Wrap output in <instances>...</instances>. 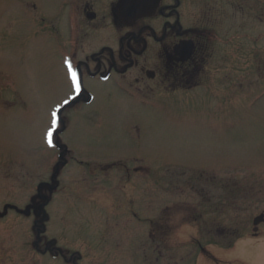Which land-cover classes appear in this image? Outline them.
Returning a JSON list of instances; mask_svg holds the SVG:
<instances>
[{
  "label": "rangeland",
  "instance_id": "374dc122",
  "mask_svg": "<svg viewBox=\"0 0 264 264\" xmlns=\"http://www.w3.org/2000/svg\"><path fill=\"white\" fill-rule=\"evenodd\" d=\"M57 1L0 0V211L8 204L24 209L38 185L51 181L55 165L62 164L58 154L63 151L46 140L51 112L59 107L67 128L60 126L58 141L74 159L60 172L61 190L51 196L45 236L82 256L72 262L264 264V223L257 229L252 224L264 214V23L258 18L264 15V0H197L204 15L214 7L219 17L214 62L205 69L206 87L195 89L202 86L200 81L190 91L163 100L112 94L110 84L99 85L83 73L81 78L77 63L71 62L74 46L67 19L55 20ZM223 1H230L225 9ZM81 22L76 21L85 34ZM232 27L233 42L227 40ZM105 34L81 39V44L76 38V60L84 61L98 49ZM66 61L79 75V93L71 87ZM85 92L91 93L92 105L75 99L85 98ZM66 99L73 104H64ZM123 162L140 173L130 170L127 178ZM89 164L111 169L94 173ZM220 180L222 186L235 184L228 189L232 191L224 190L230 197L219 191ZM192 183L208 198L229 202L234 207H224L229 218L215 212L204 219L208 211L202 209L197 224L194 214L181 213L195 203L197 194L188 187ZM86 187H104L110 193L137 188V202L129 203L139 210L138 220L116 215L111 205L120 207V202L100 203L76 193ZM33 222V217L14 212L0 219V264H63L32 250ZM219 223L226 237L216 247L203 244L208 253L201 254L193 243L201 235L198 229H215ZM234 224L245 232L229 249L224 246Z\"/></svg>",
  "mask_w": 264,
  "mask_h": 264
},
{
  "label": "flooded vegetation",
  "instance_id": "af4514ba",
  "mask_svg": "<svg viewBox=\"0 0 264 264\" xmlns=\"http://www.w3.org/2000/svg\"><path fill=\"white\" fill-rule=\"evenodd\" d=\"M57 3L59 8L55 20L57 23L63 18L67 19L65 24L70 28V42L74 46L71 62L77 63L81 78L86 76L106 87L110 84L112 88L109 91L112 94L144 99L159 96L161 100L187 92L190 85L200 81L207 83L205 69H208L209 61L214 62V43L219 40V17L215 16L214 7L204 15L203 5L197 0H58ZM77 15L78 19L83 20L81 25L85 28V34H82L80 24L76 23ZM263 16L260 17L262 22ZM68 20H75V24ZM58 29L54 24L55 33ZM75 29L80 31L75 33ZM235 31L234 28L232 36ZM104 34L106 40L97 43L98 49L86 54L84 61L76 60L77 41L81 44V39L92 41ZM227 38L228 41H234L230 36ZM85 94L86 97L80 99L92 97L89 92ZM66 121L63 122L64 129L67 128ZM59 147L62 151H68L63 144ZM68 158L72 159L73 156L68 154ZM89 168L94 173H107V167L102 165ZM125 173L127 178L131 177L129 169ZM90 189L86 187L76 193L92 201L99 200L100 203H104V199L120 202V207L117 203L111 205L112 209L118 210L116 215L121 214L127 219L132 216L131 219L138 220L139 210L131 209L129 203L130 200L133 204L137 202V188H122V191L118 189L117 192L112 190L113 195L104 187ZM151 224L154 225V222L151 221ZM48 243L47 240L42 241L43 250L47 249ZM62 246L55 242L52 249L67 263L71 264L77 257L82 259V256Z\"/></svg>",
  "mask_w": 264,
  "mask_h": 264
},
{
  "label": "trees",
  "instance_id": "16d2710c",
  "mask_svg": "<svg viewBox=\"0 0 264 264\" xmlns=\"http://www.w3.org/2000/svg\"><path fill=\"white\" fill-rule=\"evenodd\" d=\"M195 181V183L198 181V180H194ZM193 181V182H194ZM197 183H199L200 184V181H198ZM189 184V183H188ZM222 184L223 183H221V180L219 181V188L221 189L220 191H223L224 192V190H227V191H225V192H230V191H232V190H228L229 188H233L234 187V185L235 184H230V183H228V184H225V185H223L222 186ZM201 185V184H200ZM194 184L192 183V185L190 186V188L192 189V190H194L195 192H196V194H197V196H198V198L199 199H203L202 200V205L201 206H203V208L204 209H206L209 213L210 212H212V211H217V209L218 208H220V207H227L226 206V204H225V201L224 200H217L216 202H214V203H212V202H210V200H212L213 199V197H211V198H208L207 197V195L205 196V195H201L200 194V191H202L203 189H194ZM237 187V186H236ZM224 192V194L225 195H227V196H229L228 194H226ZM222 194V193H221ZM231 196H233V194H231ZM230 197V196H229ZM232 199H229L228 201H231ZM208 202H210V203H208ZM222 202V204H220ZM227 203H229V202H227ZM207 206H210V207H207ZM219 206V207H218ZM209 208V209H208ZM223 208H221L220 209V215H226V211L223 209ZM230 208V206H228V209ZM236 220H237V217H236ZM237 224H235V227H234V229L233 230H230V232L227 234V235H230V236H234V234H235V239H237V241L239 240V237H237V235L238 234H241V233H243V232H245V229L244 228H242V229H240L239 228V226L240 225H237ZM208 233H209V231L208 230H205V228L203 229V231H202V234L205 236V235H208ZM221 233H223V232H221ZM220 233V231H218V229L215 231V234H217V235H215V234H213V235H215V236H219V237H221V236H223L222 234ZM233 242H234V240L232 239V240H230V242H228V245L227 246H224V247H231V246H233ZM209 243H211V244H213V241H210Z\"/></svg>",
  "mask_w": 264,
  "mask_h": 264
},
{
  "label": "snow or ice",
  "instance_id": "6c2138e0",
  "mask_svg": "<svg viewBox=\"0 0 264 264\" xmlns=\"http://www.w3.org/2000/svg\"><path fill=\"white\" fill-rule=\"evenodd\" d=\"M65 64H66V68H67L68 78L71 81V87H72L73 91H75L76 93H79L80 88H81V81H80L79 75H78L77 71L73 68V66L70 62L66 61ZM68 103H70V100L66 99L64 101V104H68ZM59 111H60V108L58 107L51 112V128L46 134V140H47L49 147L54 146L52 136H53V133H54V131H55V129L59 123V119H58Z\"/></svg>",
  "mask_w": 264,
  "mask_h": 264
},
{
  "label": "water",
  "instance_id": "95a60500",
  "mask_svg": "<svg viewBox=\"0 0 264 264\" xmlns=\"http://www.w3.org/2000/svg\"><path fill=\"white\" fill-rule=\"evenodd\" d=\"M262 220V217H259L255 220V223L257 224L258 222H260Z\"/></svg>",
  "mask_w": 264,
  "mask_h": 264
}]
</instances>
